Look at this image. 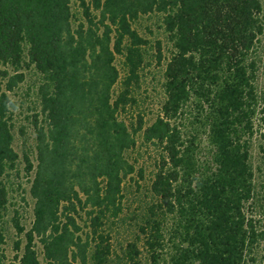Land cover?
I'll use <instances>...</instances> for the list:
<instances>
[{
    "label": "trees",
    "instance_id": "1",
    "mask_svg": "<svg viewBox=\"0 0 264 264\" xmlns=\"http://www.w3.org/2000/svg\"><path fill=\"white\" fill-rule=\"evenodd\" d=\"M262 12V0H0V264H264V228L246 214ZM154 13L170 55L148 122L135 106L149 43L137 23ZM27 71L39 107L28 227L17 209L8 220L20 157L10 92ZM143 145L156 152L152 200L119 249L112 229Z\"/></svg>",
    "mask_w": 264,
    "mask_h": 264
},
{
    "label": "rangeland",
    "instance_id": "2",
    "mask_svg": "<svg viewBox=\"0 0 264 264\" xmlns=\"http://www.w3.org/2000/svg\"><path fill=\"white\" fill-rule=\"evenodd\" d=\"M263 20H264V0ZM75 7L77 3L74 4ZM142 36L149 40L144 48V62L140 70L139 87L136 89L137 106L147 114V121L151 122L153 116L158 112L159 104L163 96L162 81L166 61L170 55V44L162 25L160 14L143 16L137 23ZM158 41L162 46V59L158 58ZM257 77L256 86L259 92L264 93V32L260 35L256 51ZM118 65L122 68V61L117 59ZM26 79L10 92V96L17 102L13 110L14 123V146L19 153L18 165L10 173L9 187L11 198V211L8 217L14 214L17 209L20 212L22 222L28 227L32 222L33 199L29 193L30 180L33 178V171L28 172L24 152L31 155L36 164L35 156L32 153L35 145L34 115L39 112L37 105L38 76L33 71L26 72ZM156 152L153 148L140 146L132 153V159L136 160V171L131 178L127 179L125 186L124 212L113 226V243L117 248L125 246L130 240L136 239L138 224L141 223L146 205L152 200L149 186L156 168ZM251 162L254 168L255 195L253 200L246 204V214L254 220L258 228H264V103L258 106L255 117V132L252 138ZM140 169L143 170L142 175ZM8 239L5 245L9 258L16 254L15 241L21 236L16 233L11 221L8 223Z\"/></svg>",
    "mask_w": 264,
    "mask_h": 264
}]
</instances>
